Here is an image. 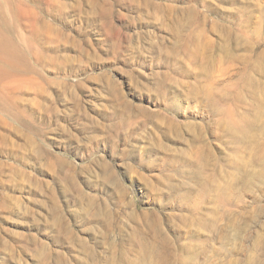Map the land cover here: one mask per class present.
<instances>
[{
    "label": "rangeland",
    "instance_id": "374dc122",
    "mask_svg": "<svg viewBox=\"0 0 264 264\" xmlns=\"http://www.w3.org/2000/svg\"><path fill=\"white\" fill-rule=\"evenodd\" d=\"M0 33V264H264V0H0Z\"/></svg>",
    "mask_w": 264,
    "mask_h": 264
},
{
    "label": "bare ground",
    "instance_id": "6f19581e",
    "mask_svg": "<svg viewBox=\"0 0 264 264\" xmlns=\"http://www.w3.org/2000/svg\"><path fill=\"white\" fill-rule=\"evenodd\" d=\"M3 35H1V33H0V42L2 43V41H4L5 40V38L4 37H2ZM11 47L12 48H14V49H17L16 47H15V45H11ZM10 53L12 54V55H14V51H10ZM11 64V63H10Z\"/></svg>",
    "mask_w": 264,
    "mask_h": 264
}]
</instances>
